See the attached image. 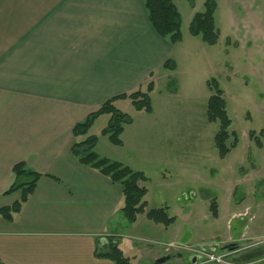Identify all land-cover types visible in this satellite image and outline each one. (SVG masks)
Returning a JSON list of instances; mask_svg holds the SVG:
<instances>
[{
    "label": "crops",
    "instance_id": "crops-1",
    "mask_svg": "<svg viewBox=\"0 0 264 264\" xmlns=\"http://www.w3.org/2000/svg\"><path fill=\"white\" fill-rule=\"evenodd\" d=\"M261 20L237 24V35L246 32L245 52L253 37L252 50L264 44ZM183 29L184 23L177 45L158 35L144 0H0V209L21 198L20 192L3 194L14 181L15 165L25 163L43 176L13 221L0 216L2 263L115 264L98 258L96 250L125 230L122 189L73 156L72 131L108 100L153 82L151 114L137 111L129 99L115 102L133 123L122 135L124 152L112 148L114 159L107 156L147 174L133 155L141 149L151 161L149 155L160 150L143 148L177 136L168 104L183 89L190 95L198 86L210 90L208 71L197 73L182 59L183 53L195 54L184 52L185 43H196ZM258 59L254 67L264 72V48ZM168 60L175 61V71L164 68ZM239 75L234 67L227 73L230 80ZM171 80L176 93L158 89ZM100 121L109 123V116L95 124Z\"/></svg>",
    "mask_w": 264,
    "mask_h": 264
},
{
    "label": "rangeland",
    "instance_id": "rangeland-1",
    "mask_svg": "<svg viewBox=\"0 0 264 264\" xmlns=\"http://www.w3.org/2000/svg\"><path fill=\"white\" fill-rule=\"evenodd\" d=\"M173 1L182 15L183 31L189 36L186 25L189 26L197 13L204 12L207 0ZM257 17L264 21V0H218L215 14L216 26L221 32L218 44L209 46L191 35L196 40L195 45L185 43L184 52H195L193 57L183 53L185 65L194 66L197 73L208 71L209 79H216L224 90L232 120L230 132H236L239 141L225 158L220 157L214 143L219 125L209 123L206 115L212 92L204 89V85L193 89L192 96L189 90L183 89L179 97L172 99L175 101L169 103L166 110L175 117L172 126L177 136L161 138L157 144L143 148L160 150L158 155H149L151 161L140 153L141 149L133 156L136 165L146 171L149 178L146 183L148 209L167 206L169 214L176 217V223L166 228L149 220L145 214L134 224L124 221L125 230L117 240L132 264H155L166 256L172 258L164 264H189L173 259L179 249L169 252L166 248L170 240L183 249L210 246V243L217 247L239 244L238 254L264 246V137L260 135L264 131V72L262 66L254 67L253 63L259 61L264 44L261 49L255 44L252 50L257 41L253 37L248 43L249 52H245L246 32L241 31L239 35L236 32L241 29V24L237 25L239 21H252ZM262 39L264 41V37ZM238 55L243 60H236ZM231 67L240 75L230 80L227 73ZM196 77L200 81L201 78ZM162 85L158 84V89L170 93ZM202 120L207 122L206 130L202 129ZM107 125L102 121L96 123L90 134L99 138L96 152L114 159L112 148L116 153L124 149L102 135ZM161 130H165L164 126ZM251 132H255L259 141L251 137ZM214 199L218 202L220 218L213 217L210 211ZM212 254L221 259V263L212 264H232L223 258L224 249ZM262 263L264 257L252 264Z\"/></svg>",
    "mask_w": 264,
    "mask_h": 264
},
{
    "label": "trees",
    "instance_id": "trees-1",
    "mask_svg": "<svg viewBox=\"0 0 264 264\" xmlns=\"http://www.w3.org/2000/svg\"><path fill=\"white\" fill-rule=\"evenodd\" d=\"M144 2L151 24L158 35L168 39L173 45L181 43L183 40L182 15L174 1L144 0ZM217 7L218 0H207L204 12L197 13L189 25L190 35L199 38L209 46L217 45L220 39L221 33L215 20ZM164 68L175 71L177 65L174 60H168L164 64ZM207 85L212 92V96L207 103V121L219 125L214 143L220 157L225 158L231 150L237 147L239 139L236 132H230L232 120L228 114L224 90L221 89L216 79H210ZM167 89L172 93H176L178 90L176 80H171ZM153 91L154 83L149 82L139 90L108 100L97 112L90 114L84 121L76 124L72 131V135L76 139L72 154L84 167L99 172L121 187L123 196L121 216L127 223L134 224L140 215L145 214L154 223L169 228L176 223V217L169 214L167 206L148 209L149 204L146 197L149 191L145 184L149 178L146 174L142 171H136L121 162L99 155L96 152L99 138L90 135L96 120L103 115H108L109 123L103 129L102 135L108 137L115 146L122 147V135L126 126L133 123V118L119 110L115 106V102L119 99H129L137 111L151 114L153 112L151 100ZM250 135L254 138L255 132H251ZM260 135L264 137V131ZM255 138L259 141L258 137ZM12 174L14 181L3 194L11 195L20 192L21 198L12 206L0 209V216L7 221H13L15 216L22 211L24 205L33 195L38 182L43 177L40 173L29 169L25 163L15 165ZM218 209L217 200L214 199L211 202L210 211L215 218H218ZM117 238L109 237L105 247L97 248L96 256L109 259L115 264H132L131 259L124 255ZM0 264L4 263L0 261Z\"/></svg>",
    "mask_w": 264,
    "mask_h": 264
},
{
    "label": "flooded vegetation",
    "instance_id": "flooded-vegetation-1",
    "mask_svg": "<svg viewBox=\"0 0 264 264\" xmlns=\"http://www.w3.org/2000/svg\"><path fill=\"white\" fill-rule=\"evenodd\" d=\"M198 248L201 249V252L203 254H209V253L217 252V250H219V249H221V250L224 249L226 254L223 255L224 256L223 258L226 260L228 259L227 261H230L232 264H252L255 261L254 260V261L249 262V263H237L234 261V259L239 258L242 255H245V254H238L240 252L239 244H225L224 246H223V244H219L217 247V245L210 243V246L201 245ZM262 248H264V246L257 248V249H254L252 251H249L246 254L254 252V251H258ZM176 253H177V255L173 256L174 260H181V261L184 260V261H187L189 264H212V262L210 260H208L206 257H202V256L199 257L198 255H195V254L189 252L188 250H185L184 252L183 251H176ZM260 259L262 260V258H260ZM257 260H259V259H256V261ZM216 263H221V262H216Z\"/></svg>",
    "mask_w": 264,
    "mask_h": 264
},
{
    "label": "water",
    "instance_id": "water-1",
    "mask_svg": "<svg viewBox=\"0 0 264 264\" xmlns=\"http://www.w3.org/2000/svg\"><path fill=\"white\" fill-rule=\"evenodd\" d=\"M262 257H264V248L258 251H254V252L242 255L241 257L234 259V261L237 263H249L256 259H260ZM171 258H172L171 256L159 258L158 260H156L155 264H164L167 261H170Z\"/></svg>",
    "mask_w": 264,
    "mask_h": 264
},
{
    "label": "built area",
    "instance_id": "built-area-1",
    "mask_svg": "<svg viewBox=\"0 0 264 264\" xmlns=\"http://www.w3.org/2000/svg\"><path fill=\"white\" fill-rule=\"evenodd\" d=\"M168 247L166 248L168 251L170 250H173V249H176L178 248L179 251L180 250H188L189 252L195 254V255H198L199 257L202 256V257H206L208 260H210L211 262H221V259L218 258L217 256H215V254H212V253H209V254H203L201 252V249L196 247V248H185L183 249V247H180L178 243H169V245H167ZM169 251V252H170Z\"/></svg>",
    "mask_w": 264,
    "mask_h": 264
}]
</instances>
